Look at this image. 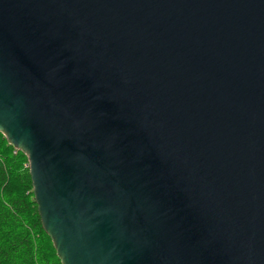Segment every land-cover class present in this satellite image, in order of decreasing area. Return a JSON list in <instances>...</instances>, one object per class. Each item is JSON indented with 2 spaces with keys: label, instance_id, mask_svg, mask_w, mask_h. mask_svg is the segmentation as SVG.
<instances>
[{
  "label": "water",
  "instance_id": "water-1",
  "mask_svg": "<svg viewBox=\"0 0 264 264\" xmlns=\"http://www.w3.org/2000/svg\"><path fill=\"white\" fill-rule=\"evenodd\" d=\"M0 132L62 264H264V0H0Z\"/></svg>",
  "mask_w": 264,
  "mask_h": 264
},
{
  "label": "trees",
  "instance_id": "trees-1",
  "mask_svg": "<svg viewBox=\"0 0 264 264\" xmlns=\"http://www.w3.org/2000/svg\"><path fill=\"white\" fill-rule=\"evenodd\" d=\"M0 264H62L41 222L28 157L1 132Z\"/></svg>",
  "mask_w": 264,
  "mask_h": 264
}]
</instances>
